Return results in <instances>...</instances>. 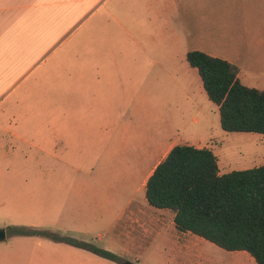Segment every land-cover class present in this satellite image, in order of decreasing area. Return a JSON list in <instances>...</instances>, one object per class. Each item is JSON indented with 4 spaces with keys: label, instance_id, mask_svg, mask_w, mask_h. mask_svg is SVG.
I'll list each match as a JSON object with an SVG mask.
<instances>
[{
    "label": "rangeland",
    "instance_id": "rangeland-1",
    "mask_svg": "<svg viewBox=\"0 0 264 264\" xmlns=\"http://www.w3.org/2000/svg\"><path fill=\"white\" fill-rule=\"evenodd\" d=\"M150 1L107 0L0 97V264H248L166 222L136 239L114 222L129 200L147 202L136 153L171 113L186 130L179 140L212 146L222 172L264 164V139L222 129L187 61L224 51L208 23L195 24L193 7Z\"/></svg>",
    "mask_w": 264,
    "mask_h": 264
},
{
    "label": "crops",
    "instance_id": "crops-1",
    "mask_svg": "<svg viewBox=\"0 0 264 264\" xmlns=\"http://www.w3.org/2000/svg\"><path fill=\"white\" fill-rule=\"evenodd\" d=\"M106 1L0 0V97L7 90L12 89L67 34L98 13ZM153 1L146 3L145 6L149 9ZM155 1L159 3V0ZM182 6L194 8L195 24L199 27L201 22L208 23L213 45L224 49L220 54H207L236 65L239 69L238 77L243 85L262 90L261 88H264V0H167V7L171 12ZM151 112H157L156 108ZM163 112L167 111L162 108L157 113ZM176 116L177 114L171 113L165 117L162 128L153 133L144 154L136 153L135 161L140 164L133 166V169H136L134 177L143 176V180L135 181L136 193L144 190L146 199L144 201L147 202L136 204L134 199L129 200L113 218L119 227H123L125 230L123 233L127 237L133 236L136 239L138 233L146 234L151 229L155 231L158 227L164 226L165 222L169 223L175 232L178 231L185 237L195 235L178 230L174 221L175 211L155 208L149 204L146 197L149 177L171 150L178 145L194 146L179 140L186 130H180L181 126L177 123ZM194 123H199L198 118L194 119ZM254 135L261 140L264 139L262 134ZM194 147L208 148L217 157L212 146ZM218 165L222 175L235 171L230 169L224 173L221 171L219 160ZM248 169L252 168L245 167L243 170ZM229 252L246 257L248 264H256L254 258L246 251ZM245 253L250 256H246Z\"/></svg>",
    "mask_w": 264,
    "mask_h": 264
},
{
    "label": "trees",
    "instance_id": "trees-1",
    "mask_svg": "<svg viewBox=\"0 0 264 264\" xmlns=\"http://www.w3.org/2000/svg\"><path fill=\"white\" fill-rule=\"evenodd\" d=\"M187 60L219 106L224 131L264 135V90L243 85L238 67L226 60L199 50L190 51ZM146 197L155 208L175 211L178 230L226 251H246L256 264H264V164L222 175L213 151L178 145L149 177ZM76 245L119 260L91 244Z\"/></svg>",
    "mask_w": 264,
    "mask_h": 264
},
{
    "label": "water",
    "instance_id": "water-1",
    "mask_svg": "<svg viewBox=\"0 0 264 264\" xmlns=\"http://www.w3.org/2000/svg\"><path fill=\"white\" fill-rule=\"evenodd\" d=\"M5 239H6V230L2 229L0 230V241H3ZM124 264H134V263L126 261Z\"/></svg>",
    "mask_w": 264,
    "mask_h": 264
},
{
    "label": "flooded vegetation",
    "instance_id": "flooded-vegetation-1",
    "mask_svg": "<svg viewBox=\"0 0 264 264\" xmlns=\"http://www.w3.org/2000/svg\"><path fill=\"white\" fill-rule=\"evenodd\" d=\"M2 229H5L6 230V228H1L0 230H2ZM7 235H8V232L6 231V237H7ZM1 242V241H0Z\"/></svg>",
    "mask_w": 264,
    "mask_h": 264
}]
</instances>
